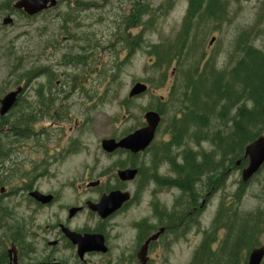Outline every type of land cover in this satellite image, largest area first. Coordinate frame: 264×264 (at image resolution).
I'll list each match as a JSON object with an SVG mask.
<instances>
[{
  "label": "rangeland",
  "instance_id": "1",
  "mask_svg": "<svg viewBox=\"0 0 264 264\" xmlns=\"http://www.w3.org/2000/svg\"><path fill=\"white\" fill-rule=\"evenodd\" d=\"M84 2L92 6L82 8ZM222 2L226 5L225 13L218 20L199 14L192 22L184 24L186 0H62L52 12L33 18L18 11L11 13L0 1V23L4 16L13 19L10 26L0 24V95L17 82L24 85V80L33 79L25 98L20 101L27 108L29 118L35 117L33 112L37 113L38 83L47 79L36 80L29 74L32 68L49 63L40 62L42 48L44 54L46 49L50 52L56 48L52 60L69 55L85 63L59 67L57 74H63L59 78L66 80L75 79L73 90L70 87L72 81L65 87L71 92L60 109L72 119L64 115L60 122L64 125L65 135H54L56 138L64 136L63 142L58 139L63 145L72 141L73 151L57 164L39 168L45 171V178L39 181L41 189L59 192V205L52 209L59 217L66 215L64 208L76 198V190L69 186H76L86 170L96 169L93 172L96 176L116 161H125L123 157L105 156L100 150L101 140L118 138L139 128L144 113L159 109L162 115L155 143H167L171 138L169 125L185 106L182 103L184 94L188 93L187 83H193L204 65H207V71L203 78L210 80L232 68L240 56L241 45L264 51V0ZM133 11L137 19L134 23L129 18ZM64 36H68V42L61 43ZM154 47L172 49L164 63L167 65L156 66ZM136 83L147 85L148 91L128 99V93ZM53 107H57L55 103ZM215 109L219 110V107ZM33 123L31 127L38 132L40 125L35 124L34 128ZM68 127L73 131L69 132ZM227 127V120H218L217 114H213L206 130L190 129L182 145L173 150L172 157L180 163V155L192 151L200 161L203 154L210 153L217 158L209 139L216 130L223 131ZM51 132L45 131L42 138L28 134V147L23 150L28 159L36 157L38 144H51L46 141ZM138 163L143 165L142 158ZM223 165L225 169L201 178L196 194L199 205L202 200L206 201L203 208L184 230L162 239L155 250V264H190L202 240L212 234L220 204L232 203V195L240 182V169L226 161ZM159 174L173 176L166 165L161 167ZM243 189L238 211L257 215L262 222L258 246L264 247V166ZM150 191H154L153 198L144 195L140 207H128L113 221L115 233L120 237L116 242L119 245L130 242L133 224L149 219L157 226L161 211L174 215L187 201L176 190L151 186ZM149 199L156 204L154 215L148 207ZM90 216L84 213L74 223L93 227L95 218ZM223 236V230L216 234L217 245Z\"/></svg>",
  "mask_w": 264,
  "mask_h": 264
},
{
  "label": "flooded vegetation",
  "instance_id": "2",
  "mask_svg": "<svg viewBox=\"0 0 264 264\" xmlns=\"http://www.w3.org/2000/svg\"><path fill=\"white\" fill-rule=\"evenodd\" d=\"M60 1L62 0L57 1L54 8L45 10L39 15L52 12ZM84 3L85 6L82 5V8L92 6L88 2ZM132 13L133 15L129 18L133 23L137 22L134 11ZM60 42H68V36L61 37ZM55 49L53 48L50 52L49 49H46V54H44V48L41 49L40 62L49 63L46 66L41 65L37 69L35 68V75L30 77L36 78V80L47 77L46 81H39L36 89L38 107L37 113H32L34 118L28 117L27 108L21 104L33 79L24 80L26 82L24 85L17 82L0 95L1 102L8 93L21 88L13 106L6 114L0 116V264H141L138 259L141 248L145 246L149 238L159 234L156 240L149 242L144 248L145 262L143 264H155V250L162 239L166 235L184 230L192 222V219L199 215L206 201L202 200L199 205L197 193L192 205L189 206L187 196L179 189L160 186L163 182L176 179L170 159L177 165L180 163H177V158L172 157L176 147L167 145L171 138L167 143H155L157 130L150 146L136 154L124 150L106 153L101 149L100 144V150L105 156L123 157L125 161H116L111 167L102 170L96 176H93L96 169L86 170L76 186H69L76 190V198L64 208L66 215L61 218L56 211H52L53 208L57 209L60 195L53 189L46 191L41 189L39 181L45 178V171H40L39 168L43 166L49 168L57 164L61 158L73 151L74 146L72 141L65 145L59 143L58 139H62L63 142L64 136L62 138L54 137L56 133L65 135L64 125L61 126L60 122L64 119L63 116L67 115L68 119H72L68 114L60 111L71 92L69 89L66 91L65 87L72 81L70 87L72 90L75 88V79L59 78V76L63 77V74L57 76L58 68L85 65L84 61L69 55L52 60V52ZM54 103L56 108L53 107ZM32 123L34 128L35 124L40 125L38 132H35L31 127ZM143 125L142 122L139 128ZM136 129H132L118 138L109 139L117 141ZM68 130L69 132L73 131L70 127ZM45 131H52L46 139L47 142L51 141V144H38L36 157L28 159L27 153L23 151L28 147L26 143L28 134L39 135L42 138ZM3 141L6 142L3 143ZM167 150L168 153H166ZM181 156L183 157L184 154L180 155V162ZM140 158H142V163L144 162L143 165L138 163ZM196 160L200 161L198 156ZM165 165L173 176L159 174V170ZM28 166H31V169ZM127 169L135 170V177L133 180L122 181L118 177V172ZM151 186L176 190L187 198L186 204L182 205L174 215L161 211L157 218V226L149 219L133 224L130 228L133 234L130 242L119 245L116 242L120 237L115 233L116 225L112 224L113 221L128 207H140L144 195L147 194L149 198H153L154 191H150ZM113 192L126 193L129 198L118 209L110 211L105 217H100L92 211V206L97 205L103 197ZM39 196H42V199ZM149 200L148 207L152 208L154 215L156 204L151 199ZM84 213L92 215L90 216L92 219L95 218L93 227L78 226L74 223L77 217ZM68 232L81 237L100 236L104 252L89 251L79 257L77 246L68 238Z\"/></svg>",
  "mask_w": 264,
  "mask_h": 264
},
{
  "label": "trees",
  "instance_id": "3",
  "mask_svg": "<svg viewBox=\"0 0 264 264\" xmlns=\"http://www.w3.org/2000/svg\"><path fill=\"white\" fill-rule=\"evenodd\" d=\"M0 1L3 8L15 13L11 7L15 0ZM186 2L184 24L192 22L199 14L218 20L225 13L226 5L222 0ZM171 50L153 48L156 66L167 65L164 63L167 62ZM239 52V58L227 73L214 75L210 80L203 78L207 65L203 66L202 72H199L193 81L194 84L187 83L188 93L184 94L182 103L185 104L183 109L187 111L182 112V109L181 114L169 125L171 140L167 145L178 148L190 129L206 130L215 113L218 120H227L228 124L226 130H216L209 139L217 158L209 153L203 154L201 161H197V155L187 151L183 153L184 156L178 165L170 159L176 179L163 182L160 186L179 189L187 196L189 206L196 197L195 186L200 183L202 177L225 169L224 161L232 167L239 161V167H243L246 164L243 159L244 148L264 135V120L261 115V105L264 101V51L241 45ZM35 73V68H32L29 74L33 76ZM216 107H219V110H216ZM157 112L162 115L159 109ZM213 186L215 185L212 184ZM244 186L245 184L239 183L232 195V203L227 206L220 204L213 220L214 231L202 240L190 264H246L248 253L258 246L262 222L255 214H243L238 211ZM221 230L224 231V236L217 245L216 234Z\"/></svg>",
  "mask_w": 264,
  "mask_h": 264
},
{
  "label": "water",
  "instance_id": "4",
  "mask_svg": "<svg viewBox=\"0 0 264 264\" xmlns=\"http://www.w3.org/2000/svg\"><path fill=\"white\" fill-rule=\"evenodd\" d=\"M58 0H16L12 8L16 11L22 12L28 17H33L41 12L52 9L56 6ZM13 20L10 16H6L2 20L3 26H10ZM21 88L8 93L1 100L0 116L6 114L13 106L16 96L20 93ZM147 91V86L143 83H136L132 86L128 93V98L137 97ZM261 115L264 120V101L261 105ZM145 125L132 132L131 134L116 141L114 139H104L101 141V149L106 153H111L115 150H125L132 154L144 151L152 142L155 131L160 122L158 113L149 111L143 115ZM243 159L247 161L246 166L241 170L240 181L246 184L253 176H255L264 165V135L259 136L254 141L249 143L243 153ZM239 165V162L236 163ZM135 170H124L118 172V177L122 181L133 180L135 177ZM42 199V196H39ZM129 198L126 193L113 192L108 196L103 197L97 205L92 206V211L96 212L100 217H105L110 211L118 209ZM68 238L77 246L79 257H82L85 252L99 251L104 252L102 247V238L100 236H84L81 237L74 233L68 232ZM159 234H156L147 240L145 246L157 239ZM144 247L138 254V259L141 264L145 262ZM264 258V247H257L250 251L246 264H261Z\"/></svg>",
  "mask_w": 264,
  "mask_h": 264
}]
</instances>
